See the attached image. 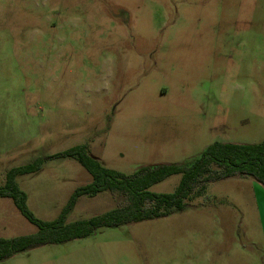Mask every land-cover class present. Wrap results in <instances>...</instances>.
<instances>
[{
    "label": "rangeland",
    "instance_id": "obj_1",
    "mask_svg": "<svg viewBox=\"0 0 264 264\" xmlns=\"http://www.w3.org/2000/svg\"><path fill=\"white\" fill-rule=\"evenodd\" d=\"M264 141V0H0V186L8 170L78 145L109 169L190 166L215 142ZM73 158L17 179L56 219L92 181ZM182 175L150 191L173 193ZM258 183L235 176L169 217L103 228L0 264H264ZM82 196L66 223L104 214ZM0 198V238L37 232Z\"/></svg>",
    "mask_w": 264,
    "mask_h": 264
},
{
    "label": "trees",
    "instance_id": "obj_2",
    "mask_svg": "<svg viewBox=\"0 0 264 264\" xmlns=\"http://www.w3.org/2000/svg\"><path fill=\"white\" fill-rule=\"evenodd\" d=\"M57 158L76 159L93 179L74 190L56 219L45 221L31 212L27 204L28 195L19 187L17 179L38 172L46 160ZM173 175H182L175 192L150 191L153 185ZM235 176L251 177L264 186V141L259 144L215 142L190 166H146L130 175L104 167L90 155L86 144L38 158L30 164L8 170L6 182L0 186V198L11 199L20 213L38 229L31 235L0 238V261L42 246L87 238L103 228H118L169 217L184 211L190 201L204 195L210 183ZM102 192L119 198L116 208L89 219L66 223L68 214L80 197Z\"/></svg>",
    "mask_w": 264,
    "mask_h": 264
},
{
    "label": "crops",
    "instance_id": "obj_3",
    "mask_svg": "<svg viewBox=\"0 0 264 264\" xmlns=\"http://www.w3.org/2000/svg\"><path fill=\"white\" fill-rule=\"evenodd\" d=\"M257 183H258V188H259V190H258L259 205H260L262 219H264V186L262 184H260L259 182H257Z\"/></svg>",
    "mask_w": 264,
    "mask_h": 264
}]
</instances>
